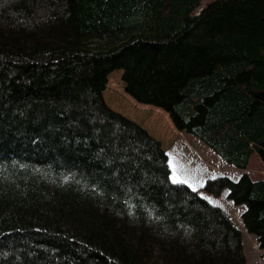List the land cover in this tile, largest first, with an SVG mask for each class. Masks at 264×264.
Wrapping results in <instances>:
<instances>
[{"label":"trees","instance_id":"1","mask_svg":"<svg viewBox=\"0 0 264 264\" xmlns=\"http://www.w3.org/2000/svg\"><path fill=\"white\" fill-rule=\"evenodd\" d=\"M202 1L0 0V264H246L242 231L104 99L122 70L178 131L264 162V0ZM225 188L264 251V180L206 184Z\"/></svg>","mask_w":264,"mask_h":264},{"label":"rangeland","instance_id":"2","mask_svg":"<svg viewBox=\"0 0 264 264\" xmlns=\"http://www.w3.org/2000/svg\"><path fill=\"white\" fill-rule=\"evenodd\" d=\"M214 1L203 0L202 9ZM104 99L112 110L136 122L162 143L169 157L173 182L187 184L212 205L221 208L242 231L246 264H264V251L259 249L256 237L249 234L243 224L246 205H236L230 200L228 188L223 189L220 195L206 189L209 180L221 176L238 181L247 174L254 181L264 180V162L259 154H252L247 169L229 164L200 138L178 131L165 111L140 104L126 94L122 70L109 75Z\"/></svg>","mask_w":264,"mask_h":264}]
</instances>
